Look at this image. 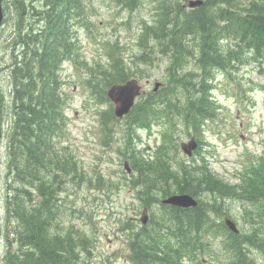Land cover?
Instances as JSON below:
<instances>
[{"label":"rangeland","instance_id":"rangeland-1","mask_svg":"<svg viewBox=\"0 0 264 264\" xmlns=\"http://www.w3.org/2000/svg\"><path fill=\"white\" fill-rule=\"evenodd\" d=\"M159 1L139 0L134 8L128 9L113 0H82V10L70 16L68 44L53 48L57 55L58 74L55 87L61 98L57 109L59 115L53 133L45 139L46 150L40 154L37 152V160L31 163V176L22 172L26 182L18 180L25 158L11 159L14 150L18 153L13 129L8 123L12 124L14 118L2 119L0 264L16 261L10 254L18 250V241L15 242L12 234L14 219L10 215L12 202L8 193L28 189L35 203L42 205L45 200L38 192L40 185L53 191L59 205L47 228L64 235L77 231L74 233L76 237L88 239L87 249L78 248V262L75 264H136L130 258L128 240L132 230L140 228L138 218L146 204L131 185L133 177L124 170V160H128L130 167L133 163L135 166L142 163L144 169L156 157L157 164L173 156L194 173H211L237 191L235 198L224 195L221 204L225 215L236 222L240 233H254L263 225L264 214L256 201L237 198L238 195H248L251 178L246 172L264 157V53H259L250 44H231L225 39L218 41L222 50L231 47L238 58L236 62L232 61L227 71L211 63L206 66L207 71L202 72L204 76L212 77L208 81L209 91L217 110L212 119L205 121L197 148L191 156L181 152L179 142L194 135L177 117L174 118L176 125L183 130L178 131L177 147L171 152L163 145L164 124L160 120L150 128L135 131L127 128L123 121L112 124L109 129L101 124L102 114L109 108L101 90L105 85L103 71L109 69L110 62L113 63L112 56L120 55L125 61L132 74L129 78L136 77L144 86L146 92L143 95L166 89L177 76L176 73L171 75L172 69L167 68L169 57L162 48L159 50L158 43L141 37L144 26L155 24ZM5 3L3 11L9 17L0 28V91L5 101L10 102L14 84L15 87L22 84L20 73L17 80H12L9 64H12L13 56L18 61L24 58L23 55L29 57L31 52L24 54V50L33 47L22 39L24 32L31 29L29 26H24L20 35L14 37L15 16L10 11L12 5L8 1ZM23 4L27 7L31 4V8L40 11L31 14L28 20L33 24L46 23L41 18L43 11L38 10L42 6L41 0H23ZM196 49L197 46H193V52ZM196 69L195 57L189 56L182 67L183 72ZM155 81L161 84L153 91ZM181 94L182 91L178 93L179 99ZM7 113L13 115L12 106H7ZM36 175L39 178H33L31 186L26 184ZM6 182L10 190L5 188ZM205 199L201 198L202 201ZM158 205V202L148 205L152 219L161 215ZM145 226L151 228L152 222L149 220ZM204 233L198 232L197 239L188 238V243L193 239L192 246L184 240H175L174 247L185 246L189 250L185 248L178 255V264H226L229 261L230 252L224 243L231 244L234 238L229 233L214 237L208 231ZM199 238L203 240L202 244H199ZM252 256L256 264H264L262 253L253 250Z\"/></svg>","mask_w":264,"mask_h":264},{"label":"trees","instance_id":"trees-1","mask_svg":"<svg viewBox=\"0 0 264 264\" xmlns=\"http://www.w3.org/2000/svg\"><path fill=\"white\" fill-rule=\"evenodd\" d=\"M6 1L12 5L10 11L12 10V16H15L12 25L14 37L20 35L24 26H29L31 29L24 32L22 39L34 48H25L24 54L28 51L31 53L27 58L23 55L21 61L16 60L11 53L13 62L9 65L13 74L12 80H17V74L20 73L22 85L15 87L14 84L10 102L5 101L6 98L0 91V131L4 117L14 118L13 123H9L13 129L18 153L17 150L12 153L10 146L11 159L14 161L16 158H25V165L19 171L18 180L26 182L22 172L31 176V163L37 160V152L40 154L46 150L45 139L53 133L56 117L59 115L57 109L61 98L55 87L58 74L55 63L57 55L53 48L60 47L58 37H68V27L63 18L69 19L73 13L81 11L82 0H41L44 13L41 18L46 22L41 25L28 20L31 14L35 15L40 11L34 10L31 5L27 7L23 0H5L3 7H6ZM113 1L128 9L134 8L139 2ZM157 9L155 24L144 26L141 37L158 43L159 50L162 48L169 57L167 68L172 69L171 75L176 73L177 76H174L172 85L166 89L140 96L122 121L132 131L147 129L158 120L162 121L163 145L171 152L176 150L175 140L180 134L178 131L183 130L176 125L175 117L179 118L199 141L205 121L216 115L217 104L210 95L208 83L212 77H206L202 72H206V66L211 63L217 64L218 69L227 71L232 61L236 62L238 58L237 52L231 47L222 50L218 41L225 39L231 44H250L259 53H264V0H203L201 5L191 9L184 7L182 0H160ZM6 17L9 15L5 14L4 23ZM23 18L26 19L21 23ZM65 44L68 43H61V46ZM193 46H197L196 52H193ZM189 56L195 57L197 69L183 72L182 67ZM112 61L109 69L103 71L105 85L101 89L104 101L109 104L101 118V124L106 129L119 122L113 115L112 103L105 94L106 89L112 83L124 82L132 75L120 55L112 56ZM181 91L183 94L180 99L184 101L178 98ZM7 106H12V116L7 113ZM157 160L158 157L144 169L142 163L132 165L135 175L130 179V183L136 188L143 204H160L161 198L178 192L193 195L198 199V205L188 209L158 205L161 215L156 219L150 217L151 228L145 226L132 230L128 240L130 258L136 264H178V255L183 253L185 248L186 251L189 250L185 246L174 247L175 240H184L189 245V237L197 239L198 232L208 231L212 237L229 233L234 238L231 244L224 243V247L230 252L227 264H256L252 251L257 250L264 255V223L254 233L234 235L222 221L223 217L228 215H225L221 202L224 195L236 197L235 187L211 173H194L188 170L176 157L170 156L156 164ZM246 174L251 178V187L247 189L248 195H238L237 198L256 201L263 215L264 157ZM33 178L37 179L39 176H32L26 184L31 186ZM5 188L10 190L8 182ZM39 188L38 192L45 200L42 205L50 202L48 205H37L28 189L8 193L12 202L10 215L14 219L12 234L15 242L18 241V250L12 253L16 256V261L9 264H75L78 262V248L87 249L88 239L85 236L76 237L74 233L77 231L64 235L59 231L51 232L47 228L48 222L56 212L51 211V206L57 210L59 205L55 202L52 190L43 185ZM202 197L206 199L202 201ZM220 217L222 219L218 221ZM202 241L199 238V244H202ZM55 256L58 259H55Z\"/></svg>","mask_w":264,"mask_h":264},{"label":"water","instance_id":"water-1","mask_svg":"<svg viewBox=\"0 0 264 264\" xmlns=\"http://www.w3.org/2000/svg\"><path fill=\"white\" fill-rule=\"evenodd\" d=\"M202 3V0H186L185 6L195 7ZM3 20V12L1 7L0 0V26ZM161 82L156 81L154 83V90H157L160 86ZM142 85L138 82V80L134 77L129 78L123 83H113L106 90V96L113 104V113L118 118L121 119L123 116L129 113L132 106L135 103V99L141 95L143 92ZM1 135V133H0ZM197 147V142L194 137H191L187 141L180 142V148L184 154L187 156H191L193 151ZM123 167L125 170L130 173L131 168L128 165L127 161H124ZM162 204L175 205L182 208L193 207L197 204V200L195 197L188 193H174L166 198L161 199ZM142 224L147 222V208L142 210L141 217L139 218ZM225 224L227 227L233 231L238 232L236 224L233 220L228 217H225Z\"/></svg>","mask_w":264,"mask_h":264},{"label":"bare ground","instance_id":"bare-ground-1","mask_svg":"<svg viewBox=\"0 0 264 264\" xmlns=\"http://www.w3.org/2000/svg\"><path fill=\"white\" fill-rule=\"evenodd\" d=\"M136 4H137V3H136ZM42 8H43V7L41 6L38 10H42ZM125 8H128V7L125 6ZM36 11H37V10H36ZM157 16H158V15H157ZM159 23H160V22H159ZM159 23H158V24H159ZM150 31H151V30H150ZM150 31H149V32H150ZM147 32H148V31H147ZM150 33H151V32H150ZM152 33H153V31H152ZM147 34H148V33H147ZM57 42L59 43V45H61V43H68V37L62 35L61 38H59V37L57 38ZM33 49H34V48H33ZM38 49H40V48H38ZM46 50H47V49H46ZM33 55H34V54H32V56H33ZM7 56H8V55H7ZM25 58H27V56H26ZM53 59H54V58H53ZM48 107H49V106H48ZM51 116H52V115H51ZM53 117H54V116H53ZM54 120H55V119H54ZM8 123H9V122H8ZM49 125H51V124H49ZM49 127H50V126H49ZM51 211H56V209H55V208H52ZM199 227H200V226H199ZM199 227H198V228H199ZM195 229H197V227H196ZM200 229H201V228H200ZM196 231H197V230H196ZM186 237H188V236H186ZM256 237H257V236H256ZM16 247H18V243L16 244ZM16 247H15V248H16ZM28 248H29L30 250H33V249H32L31 247H29V246H28ZM12 258H16V256H14V255L12 254V255H11V259H12ZM55 259H58V257L55 256Z\"/></svg>","mask_w":264,"mask_h":264}]
</instances>
